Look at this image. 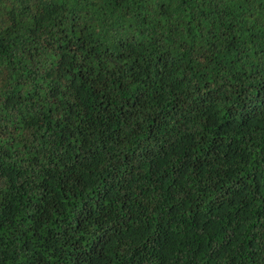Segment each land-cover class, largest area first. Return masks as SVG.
<instances>
[{"label":"trees","instance_id":"16d2710c","mask_svg":"<svg viewBox=\"0 0 264 264\" xmlns=\"http://www.w3.org/2000/svg\"><path fill=\"white\" fill-rule=\"evenodd\" d=\"M0 264H264V0H0Z\"/></svg>","mask_w":264,"mask_h":264}]
</instances>
